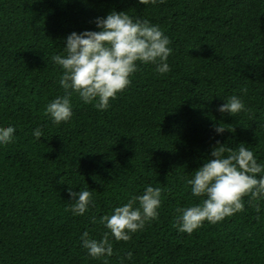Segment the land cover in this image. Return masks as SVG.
I'll use <instances>...</instances> for the list:
<instances>
[{
  "label": "trees",
  "instance_id": "16d2710c",
  "mask_svg": "<svg viewBox=\"0 0 264 264\" xmlns=\"http://www.w3.org/2000/svg\"><path fill=\"white\" fill-rule=\"evenodd\" d=\"M111 11L159 26L171 41V70L137 62L106 111L73 93L71 120L54 124L45 109L64 89L51 57L66 54L72 32L99 31L96 18ZM233 95L251 118L217 110ZM7 126L15 132L0 144V264H264V198L259 212L246 196L244 211L191 234L176 226L178 208L206 198L193 196L185 178L212 158L217 141L243 145L264 165V0H0ZM148 185L162 189L158 218L116 241L100 218ZM69 187L92 193L83 215L71 212ZM85 231L96 240L109 232L113 255L91 257Z\"/></svg>",
  "mask_w": 264,
  "mask_h": 264
},
{
  "label": "clouds",
  "instance_id": "9594fccd",
  "mask_svg": "<svg viewBox=\"0 0 264 264\" xmlns=\"http://www.w3.org/2000/svg\"><path fill=\"white\" fill-rule=\"evenodd\" d=\"M158 2L163 4L165 0H139L143 5ZM95 23L99 31L72 32L63 47L66 54L51 57L53 63L63 69L59 84L64 89V95L57 96L45 109L54 124L71 120L73 93L78 94L84 103L97 101L94 107L106 111L110 100L116 99L117 94L130 85V76L137 71V62L156 64L158 74H167L171 70L167 63L172 52L171 41L159 26L123 11H111L106 17L96 18ZM241 91L246 93L247 89ZM217 110L233 116L241 111L248 113L249 118L253 115L235 95ZM215 130L222 133L225 127L219 124ZM14 132L13 126L0 127V144L12 142ZM33 135L40 139L42 129L36 128ZM211 157L194 170L190 179L185 178L193 196L206 198L202 203L176 210L179 214L176 226L180 232L191 234L205 221L215 224L244 211L246 196L250 206L260 211L257 202L264 198V176L258 178V174L264 172V165L257 162L253 152L243 145L233 150L217 141ZM68 193L70 200L74 201L69 206L71 212L83 215L92 203V193L89 190L73 191L71 187ZM161 195L160 187L148 185L142 195L130 197L127 203L115 207L113 214L102 216L100 222L116 241L128 242L131 234L143 230L147 222L158 218ZM137 202L139 207H134ZM109 232L103 233L99 240L90 239L87 231L82 234V246L91 257L113 255ZM131 257V252L126 253V258Z\"/></svg>",
  "mask_w": 264,
  "mask_h": 264
}]
</instances>
